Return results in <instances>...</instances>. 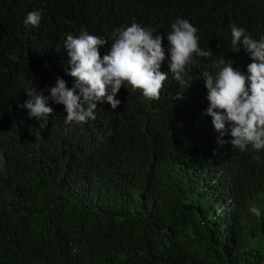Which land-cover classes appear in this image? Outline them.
Here are the masks:
<instances>
[{"label": "trees", "instance_id": "1", "mask_svg": "<svg viewBox=\"0 0 264 264\" xmlns=\"http://www.w3.org/2000/svg\"><path fill=\"white\" fill-rule=\"evenodd\" d=\"M31 11L39 26L25 25ZM178 19L212 53L193 54L188 89L168 72ZM133 20L164 36L159 99L122 86L115 110L105 100L95 120L66 124L48 91L58 76L74 84L66 36L106 39L103 58ZM230 25L264 38V0H0V264H264V149L232 148L227 122L221 145L205 115L201 74L253 62L231 51ZM33 87L48 120L21 108Z\"/></svg>", "mask_w": 264, "mask_h": 264}, {"label": "clouds", "instance_id": "2", "mask_svg": "<svg viewBox=\"0 0 264 264\" xmlns=\"http://www.w3.org/2000/svg\"><path fill=\"white\" fill-rule=\"evenodd\" d=\"M41 13L27 14L25 25L39 26ZM231 27L233 53L243 47L252 59L247 66L248 75L233 67V62L223 58L214 61L219 69L216 75L204 71L201 75L208 89L209 107L205 115L212 117L214 128L220 133L218 143H228L226 122L231 125L232 148L246 151L251 145L254 150L264 149V38L259 41L236 25ZM167 34L169 43V71L181 85L188 84L185 69L193 54L210 57V51L199 47L197 28L187 19H178ZM154 29L142 27L135 20L130 26L120 27L113 33L110 51L101 58L100 47L108 44L106 39L83 31L78 37L68 34L64 41L70 60L67 75L74 78L71 88L62 77H57L51 87L50 97L56 104L63 105L67 113L65 123H82L95 120L98 102L105 100L115 110L121 103L115 97L122 86L131 85L142 91L149 100H158L168 72L161 71L166 58L164 36L154 35ZM109 91L111 94H109ZM30 97L21 108L29 110V116L48 120L53 113L49 97L35 87L26 91ZM184 98V97H183ZM182 100V99H178Z\"/></svg>", "mask_w": 264, "mask_h": 264}]
</instances>
